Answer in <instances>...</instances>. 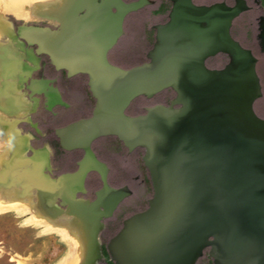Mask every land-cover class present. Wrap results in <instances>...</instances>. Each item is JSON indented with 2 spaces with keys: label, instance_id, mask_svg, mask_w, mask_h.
Wrapping results in <instances>:
<instances>
[{
  "label": "water",
  "instance_id": "95a60500",
  "mask_svg": "<svg viewBox=\"0 0 264 264\" xmlns=\"http://www.w3.org/2000/svg\"><path fill=\"white\" fill-rule=\"evenodd\" d=\"M172 1L169 20L155 25L147 60L130 67L112 62L110 55L125 35L128 17L152 0H65L42 15L48 25L23 21L13 27V39L30 52L18 71L22 81L31 80V99L44 93L49 110L68 106L51 80L31 77L39 56L46 55L68 77L87 76L95 105L89 116L55 130L64 150L84 153L75 171L51 178L44 170L43 179L33 178L30 148L9 163L6 178L21 170L16 178L21 187L35 186L43 201L85 219L93 235L86 264H97L98 235L132 194L125 185L110 184V169L93 150L99 138L115 137L130 152L143 150L153 189L146 209L126 217L107 243L115 264H198L206 253L214 264H264L259 59L232 34L235 20L250 7L246 0ZM258 25L264 54L263 14ZM218 56L227 62L210 66ZM170 89L175 95L168 104L128 112L136 100H154ZM92 172L100 174L102 186L93 200H84L79 194L88 193Z\"/></svg>",
  "mask_w": 264,
  "mask_h": 264
},
{
  "label": "rangeland",
  "instance_id": "374dc122",
  "mask_svg": "<svg viewBox=\"0 0 264 264\" xmlns=\"http://www.w3.org/2000/svg\"><path fill=\"white\" fill-rule=\"evenodd\" d=\"M229 2L232 1L229 0ZM161 3L163 6L159 9ZM249 4L253 5L251 0H249ZM4 6L7 10L5 14L7 20L19 24L21 19L20 21H26L27 24H36L34 20L20 18L17 12L12 11L16 6L12 2L6 3ZM255 6L256 11H246L235 20L232 34L237 40L241 41L242 45L250 48L259 59L257 72L262 85L263 97L257 102L256 109L258 113L264 116V54L261 52L259 40L257 39L259 33L257 18L261 14L264 15V0H260L259 7ZM169 9L170 3L167 0H156L154 5L147 6L143 10L130 15L125 24V35L119 40L118 46L110 55L112 62L130 67L146 61L147 53L154 44V26L167 20ZM7 17H11V19ZM42 24L48 25L46 21ZM41 59L43 61L49 60L46 55H42L39 60ZM226 62V57L218 56L209 60L208 64L222 67ZM55 72L51 66H48L44 71L49 76ZM41 73L36 71L34 76ZM57 73L60 77H63L57 90L66 101L71 103V107L64 108L61 105H55L52 110H48L47 100L44 99L43 95H34L31 99L29 97L30 91L23 87L20 91L24 95V101L31 107L28 109V116L26 115L17 121V126L21 129V132L29 136L31 149L34 152L37 148L48 150L50 155L49 164L52 167L49 173L50 176L75 170L77 161L82 155L81 151L65 152L59 145L55 129L79 118L89 116L95 105V99L88 87L87 76L80 75L69 80L64 72ZM174 95V91L170 89L154 100L138 99L128 112L139 114L144 112L145 106L155 103L168 104ZM0 115L4 118L6 116L2 112ZM94 150L101 159L110 165L112 169L111 182L120 185L129 184L134 191V194L121 204L115 216L105 221L104 228L98 235L102 257L97 264H115L107 250V243L112 235L121 228L126 217L146 209L148 200L152 197L153 189L149 172L144 167L142 160V149H136L132 154H129L124 144L115 137H102L95 141ZM30 151L28 152L29 155L32 153ZM133 176H137L138 179L129 180ZM92 182L95 183L96 187L101 185L98 175L95 173L89 176L88 184ZM85 197L93 198L94 194L90 190V193ZM67 251V245L58 234L44 233L41 227L27 223L25 218L16 212L0 214V264H57ZM198 264L214 263L206 253Z\"/></svg>",
  "mask_w": 264,
  "mask_h": 264
},
{
  "label": "bare ground",
  "instance_id": "6f19581e",
  "mask_svg": "<svg viewBox=\"0 0 264 264\" xmlns=\"http://www.w3.org/2000/svg\"><path fill=\"white\" fill-rule=\"evenodd\" d=\"M9 2L16 5L12 11L17 12L20 18L49 21L42 15L58 9L65 0H0V110L9 115L22 110L27 115L31 106L24 101V95L20 91L22 85H19L21 82H16L21 71H18L17 66L14 67L15 64L12 66L13 61L5 53H15L21 58H27L30 52H22V45L13 39V26L5 17L7 10L4 4ZM50 22L54 25L58 23L53 20ZM3 118L0 115V124L7 129L0 132V214L16 212L27 223L41 227L44 233L58 234L67 245L68 251L57 264H86L93 247L92 230L87 221L69 210L64 211L55 202L43 201L35 186L21 187L16 179L21 170L6 178L9 163L20 160L31 148V144L29 136L22 134L20 130L14 128L9 131V125L2 122L5 121ZM34 160L36 172L33 178L43 179L44 170L49 163L48 150H36ZM6 182L9 186L5 185Z\"/></svg>",
  "mask_w": 264,
  "mask_h": 264
},
{
  "label": "flooded vegetation",
  "instance_id": "af4514ba",
  "mask_svg": "<svg viewBox=\"0 0 264 264\" xmlns=\"http://www.w3.org/2000/svg\"><path fill=\"white\" fill-rule=\"evenodd\" d=\"M153 2L150 4V5H154L155 3H156V0H152ZM198 1H201V2H204V3H206V4H210V3H213V2H217V1H222V0H198ZM227 1V3L228 4H234V0H231L232 2L230 3L229 2V0H226ZM247 1V3H248V6L250 7V9L248 10V11H250V10H254V11H256L257 10V8H256V6L255 5H257L258 7H259V5L260 4H258L257 3V0H251V3L253 4V5H250L249 4V0H246ZM259 2H260V0H258ZM167 2L168 3H170V9H169V11H168V14H167V20L165 21V22H167L168 20H169V14H170V12H171V10H172V7H173V1L172 0H167ZM150 5H147V6H150ZM146 6V7H147ZM163 5H162V3L160 4V6H159V9L162 7ZM146 7H144V8H146ZM143 8V9H144ZM143 9H141V10H143ZM140 10V11H141ZM139 12V11H138ZM262 15V14H261ZM259 17V16H258ZM7 18H9V19H11V17H7ZM21 20V19H20ZM19 20V24H15L14 22H12L11 20H8L10 23H12V25H13V27L15 28V29H17V27H18V25H20L21 23H23L22 21H20ZM257 20H258V18H257ZM35 22H38V21H46V20H34ZM47 22V21H46ZM165 22H163V23H165ZM51 23V22H50ZM51 24H53V23H51ZM159 24H161V23H159ZM40 25H43L42 23L40 24ZM157 25V24H156ZM53 27H56V25H52ZM259 26V25H258ZM154 29H155V26H154ZM155 36H156V29H155ZM21 51L23 52H26V50L25 49H22L21 48ZM5 56H7V58L9 57V59L11 58V61H13L12 62V66L14 65V67L15 66H17L18 68H21L23 65L21 64V61H22V63H26V57L24 56H22V58L20 57V56H17L15 53L14 54H10L9 52H6L5 53ZM42 56H39V59L41 58ZM48 57V56H47ZM48 59H49V57H48ZM18 61V62H17ZM17 62V63H16ZM48 66H51L53 69H54V71H56L54 74H52L51 76H49V75H47V74H45L44 73V71H45V69H47V67ZM36 71H38V73L40 72H42L41 74H38V76H34V72H36ZM57 72H64V74H65V76H66V78L67 79H69V80H71V79H73V78H75V77H77V76H75V77H68L67 76V72L66 71H64V70H62V71H58L57 69H56V67L55 66H53L51 63H50V59L49 60H47V61H43L42 59L41 60H39L38 61V63H36L35 65H34V70H33V72H32V79H34V80H38V81H40V80H45V79H49V80H51V82H50V85L51 86H54V87H56L57 89H59L58 88V84L62 81V79H63V77H60L59 76V74L57 73ZM78 76H80V75H78ZM10 77V76H9ZM30 79H28V81H22V79H21V77H17L16 78V82H17V84H18V82H21L19 85H22V88L24 87V88H27V85L28 84H30ZM78 86H80V85H78ZM61 94V93H60ZM35 95H38V93H35ZM41 95H43L44 97H45V95H44V93H41ZM61 97H62V99L65 101V103L68 105L67 107L66 106H64V105H61L62 107H64V108H70L71 107V103H69L68 101H66L64 98H63V96L61 95ZM45 99H46V97H45ZM47 100V99H46ZM83 103H85V102H83ZM47 105V104H46ZM84 106H87L86 104H83ZM83 106V107H84ZM7 108V107H6ZM47 109H48V105H47ZM18 110V109H17ZM49 110V109H48ZM3 113V114H6V116H5V118H3L5 121H2V122H4V123H6L7 125H9V131L10 130H14V128L15 129H17V130H20L21 131V129H19V127L17 126V121L19 120V119H21V118H23V117H25L26 116V114H24V112L22 111V110H20V112H18L17 114H13V115H9V113H6V112H3V111H1L0 110V113ZM24 114V115H23ZM13 123H15L16 125L14 126V124ZM12 127V128H11ZM3 129H5V131H6V129L7 128H5L4 126H2L1 124H0V132H4L3 131ZM56 130V129H55ZM23 134V133H22ZM56 135V134H55ZM57 137V136H56ZM58 138V137H57ZM58 140V139H57ZM59 145H60V142H59ZM60 147H61V145H60ZM62 148V147H61ZM63 149V148H62ZM128 149V148H127ZM36 150H42V149H39V148H37ZM64 150V149H63ZM93 150H94V144H93ZM65 152H68V153H72V152H74V151H67V150H64ZM76 151H81L82 152V150H76ZM135 151V150H134ZM134 151H132V152H130L129 151V149H128V153L129 154H132ZM30 152H32V151H30ZM94 152H95V154H96V156L101 160V161H103V162H105L106 164H107V166L109 167V169H110V172H109V181H110V184L112 185V186H115V187H119V186H127V187H129L130 188V190L132 191V194L129 196V197H131L133 194H134V191H133V189H132V187H130V185L129 184H123V185H120V184H117V183H114V182H111V176L110 175H112L111 173H112V169H111V167H110V165L105 161V160H103V159H101L99 156H98V154L96 153V151L94 150ZM32 154V153H31ZM83 155H84V153L82 152V155H81V157H80V159L79 160H81L82 159V157H83ZM78 160V161H79ZM78 161H77V163H78ZM49 163H50V155H49ZM49 166H50V169L52 170V167H51V165L49 164ZM78 167V166H77ZM77 169V168H76ZM75 169V170H76ZM75 170H72V171H75ZM53 171H55V170H53ZM72 171H64V172H72ZM64 172H61V173H64ZM45 173L48 175V177H51V178H57V176L59 175V174H61V173H58L57 175H53V176H50V170L48 169V167L45 169ZM93 173H95V174H97L98 175V178H99V180H100V183H101V185L100 186H98V187H96V185H95V183L94 182H92L91 184H88V181H89V177H88V179H87V182H86V187L85 188H87V190H88V193H90V190H91V192L94 194V197L93 198H86L85 196L86 195H88V193L87 194H79L80 195V197H83L84 198V200H93L95 197H96V195H95V193H96V191L98 190V189H100V187L102 186V182H101V176H100V174L98 173V172H92V173H90V175L91 174H93ZM89 175V176H90ZM130 179H135V180H137L138 179V177L137 176H133V177H130L129 178V180ZM129 180H128V182H129ZM130 183V182H129ZM96 187V188H95ZM129 197H127L126 199H128ZM125 199V200H126ZM124 200V201H125ZM124 201H122L121 203H120V205L118 206V209H119V207L121 206V204L124 202ZM57 206H58V204H56ZM117 209V210H118ZM117 210H116V212H117ZM115 212V213H116ZM114 216H115V214H114ZM113 218V217H112Z\"/></svg>",
  "mask_w": 264,
  "mask_h": 264
}]
</instances>
